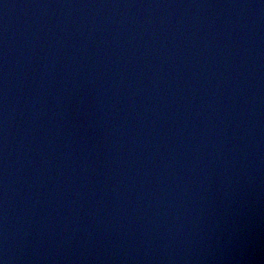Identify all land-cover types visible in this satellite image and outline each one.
Instances as JSON below:
<instances>
[{
  "label": "water",
  "instance_id": "1",
  "mask_svg": "<svg viewBox=\"0 0 264 264\" xmlns=\"http://www.w3.org/2000/svg\"><path fill=\"white\" fill-rule=\"evenodd\" d=\"M0 264H264V0H0Z\"/></svg>",
  "mask_w": 264,
  "mask_h": 264
}]
</instances>
